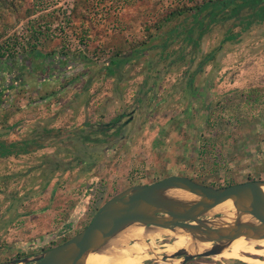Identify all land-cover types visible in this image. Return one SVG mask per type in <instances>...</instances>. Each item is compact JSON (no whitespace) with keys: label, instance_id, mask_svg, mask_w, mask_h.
<instances>
[{"label":"rangeland","instance_id":"obj_1","mask_svg":"<svg viewBox=\"0 0 264 264\" xmlns=\"http://www.w3.org/2000/svg\"><path fill=\"white\" fill-rule=\"evenodd\" d=\"M194 1L47 0L45 11L12 20L0 45L16 36L25 49L17 48L13 61L0 58V141L34 139L44 129L66 137L53 136L52 147L29 155L0 157V264L47 251L41 241L51 235L54 244L71 239L107 200L135 185L171 175L217 188L264 180V101L232 111L241 95L264 97V23L223 46L238 21L216 23L204 29L198 44L182 37L161 52L170 29L161 20L171 9L203 0ZM34 29H41L39 39ZM63 50L68 55L61 59ZM215 50V58L201 64ZM118 53L128 60L109 76L105 69ZM181 53L184 59L170 66ZM229 96L235 102L222 113L216 105L229 106ZM134 109L138 135L128 131L124 141L113 139V129L103 125L126 119ZM88 131H105V141L97 142L96 134L83 139ZM203 146L207 162L199 156ZM173 243L164 236L154 250ZM187 264L248 263L201 258Z\"/></svg>","mask_w":264,"mask_h":264},{"label":"water","instance_id":"obj_2","mask_svg":"<svg viewBox=\"0 0 264 264\" xmlns=\"http://www.w3.org/2000/svg\"><path fill=\"white\" fill-rule=\"evenodd\" d=\"M173 190L195 195L198 201L188 203L168 197L167 193ZM228 201L234 203L238 220L233 225L213 227L207 221L209 213ZM211 216L221 219L223 215L217 213ZM244 216H250L256 222L243 223L240 220ZM74 223L71 222L72 225ZM134 226L150 230L181 229L194 239L211 244L210 249L197 254L180 249L171 256L161 254L155 257V253L151 255V250V258L146 262L154 258L159 260L153 264L170 260L187 264L195 259L218 256L228 244L240 238L264 240V180L217 188L198 183L187 176L171 175L153 184L135 185L107 200L92 222L67 242L35 257L10 264H87L89 254L112 249L114 242H119L121 246L124 240L122 234ZM131 243L134 244L129 241L125 245L132 246Z\"/></svg>","mask_w":264,"mask_h":264},{"label":"trees","instance_id":"obj_3","mask_svg":"<svg viewBox=\"0 0 264 264\" xmlns=\"http://www.w3.org/2000/svg\"><path fill=\"white\" fill-rule=\"evenodd\" d=\"M191 2H195L194 0H191ZM48 3L47 0H32L29 6L26 4V0H0V39L4 38V32L8 30L12 26V20L14 18L17 19H29L32 15L43 12L47 9ZM75 12V15L79 11L77 7L73 9ZM191 19L193 20V25L190 26ZM161 23L169 24L170 29L166 31V34L168 35L163 46L162 51L165 52L168 46L172 45L174 41H176L179 38L183 37L184 43H192V44H198L199 40L202 38L204 34V29H209L210 26L216 23L224 24L228 21L236 22L238 21V24L233 25V27L228 29V35L225 37V39L222 40L221 46L225 45L227 41L235 42L239 41V37L241 34L247 32L250 30L253 26L259 25L264 23V0H203L202 2H197L195 6H184V7H177L176 9H171L170 12L166 14V17H164ZM178 23L176 24V22ZM29 24L27 23V29L29 30ZM32 24V23H31ZM30 24V25H31ZM171 24V25H170ZM150 28L147 29L149 33H151V28L158 27V24L155 23L154 25H149ZM196 26L200 28L198 32L195 30ZM235 27L240 28V31L238 33H234ZM41 29H34L33 31V37H37L38 39L41 36ZM195 33H197V37H195ZM40 36H37V35ZM21 39L18 37H10L9 39L5 40L2 45H0V58H6V56H9L10 60L16 59L17 54V48L22 47L25 49L24 44H22ZM81 43L84 46H87V41L82 37ZM183 43V44H184ZM183 51H186L185 47H182ZM87 50H89V47L87 46ZM64 51V50H63ZM95 55H97L96 50L93 51ZM66 52H62V54L59 56L61 58L67 56L68 54H65ZM216 50L209 53L204 61L201 64H204L206 61H210L215 58ZM167 55V54H166ZM121 54H116L115 58L110 60V64L106 67V72L109 76H113L117 69L121 65L122 60L124 59L127 61L128 59H125V57H120ZM162 54L159 55V58L157 59V63L162 58ZM51 57V56H50ZM185 55L184 53H181L178 55L171 63L170 66L175 64L178 61H182L184 59ZM62 59V58H61ZM63 61V60H62ZM201 64L199 66V69L201 68ZM155 71V67L153 66L150 68L147 77L148 82L152 78V74ZM62 72V71H61ZM48 75V73L45 74V76ZM161 75H158L154 77V82L157 81ZM192 76H189L190 78V86L189 90L191 93L192 91V84L194 79ZM148 82H145L147 84ZM15 86V85H13ZM145 89V88H144ZM188 90V91H189ZM190 93V95H191ZM254 97V96H253ZM233 97H228L227 101L229 106H227V103H224L222 105L221 103H218L216 105L217 108L220 107L221 112L225 113L227 110V107H231L232 103L235 101H232ZM240 103L235 105L236 107L232 111H237L242 106L250 105L254 106L257 103H261L264 101V97L256 96L254 99L250 98L249 96H243L240 97ZM209 110V109H208ZM215 114V111L212 112L210 115L212 119L213 115ZM42 137L45 136H54L57 137L60 135L59 131L54 132V130L44 129L43 130ZM56 133V135H54ZM91 134H96L100 138L97 140V142L103 143L105 141V138L102 137L104 135H107L105 131H95V132H89V134L83 135V139L91 140ZM75 133L73 134V136ZM41 137V138H42ZM29 139V140H21V141H15V142H9V141H0V157L2 158H11V157H18L20 155H29L32 152H36L39 150H42L46 148V145L41 141L42 139ZM200 159L202 162H207L206 159H204V156L209 152V149L207 147H200ZM194 181L202 184H207L205 181H201L198 179L193 178ZM204 180V179H203ZM254 181V180H251ZM237 183L231 181L223 186L218 187H228L232 185H236ZM53 236L51 235L50 238H43L42 243L45 244H51ZM68 239L64 241H68Z\"/></svg>","mask_w":264,"mask_h":264},{"label":"bare ground","instance_id":"obj_4","mask_svg":"<svg viewBox=\"0 0 264 264\" xmlns=\"http://www.w3.org/2000/svg\"><path fill=\"white\" fill-rule=\"evenodd\" d=\"M167 196L188 203L198 201V198L195 195L180 190L170 191L167 193ZM217 213L223 215L221 219H215L211 216ZM236 220H238L237 211L232 201L225 202L213 209L209 213V218L207 219L213 227L233 225ZM240 221L243 223L256 222L250 216H244ZM122 236L124 240L121 242V246L118 245L119 242H114L111 245V247L113 246L112 249L110 248L104 252L89 254L87 264H144L146 263V260L151 258V250L155 253V257H158L161 254L171 256L178 250L182 249L183 246V248L190 254L196 251H198L197 253H203L211 247L210 243L200 242L181 229L176 231L159 228L150 230L143 226H134L127 229ZM164 236L175 239V243L171 246L165 247L163 250L157 251L156 249L155 251L156 241ZM129 241H133L134 244L132 246H126V243ZM147 241H150V243ZM247 255L255 256L257 258L248 257ZM213 258L216 260L219 258H224L226 260L241 259L248 264H264V240L257 241L240 238L228 244L226 249L220 255ZM179 262L180 260H170V262H159V264H178Z\"/></svg>","mask_w":264,"mask_h":264},{"label":"flooded vegetation","instance_id":"obj_5","mask_svg":"<svg viewBox=\"0 0 264 264\" xmlns=\"http://www.w3.org/2000/svg\"><path fill=\"white\" fill-rule=\"evenodd\" d=\"M10 86H12V85H10ZM14 87V86H13ZM3 95L0 93V101H1V97H2ZM0 107H2V106H0ZM137 112H138V110H136V109H134L133 111H131L130 113H128V115H126V116H128V117H126V119H123L122 120V117H123V115H121L120 117H119V119L114 123V124H112V123H108V124H105V125H103L105 128H112L113 129V135H112V137H113V139H116L117 141H119V140H121V139H123L122 141H124V137H123V135L127 132L128 133V131L129 132H131V134H137L138 135V133L140 132V129H141V127H140V125H139V123H134V118H135V116L137 115ZM136 114V115H135ZM139 119V118H138ZM133 125V127H131ZM132 130V131H131ZM44 132V131H43ZM54 132H56V131H54ZM91 133L92 131H88V133ZM93 133V132H92ZM42 135H43V133H42ZM54 135H56L55 133H54ZM72 136H73V134H71ZM59 137H57L59 140L60 139H63V138H65L66 136H63V135H58ZM70 136V135H69ZM42 137V136H41ZM41 137H36V139H38V138H41ZM52 137L53 136H45L44 138L42 137L41 139V141L46 145V148H44V149H42V150H45V149H48L49 147H52L53 145H54V142L52 141ZM126 137H127V135H126ZM121 138V139H120ZM35 139V138H34ZM58 140V141H59ZM33 153V152H32ZM31 154V153H30ZM20 156H23V155H20ZM93 220V219H92ZM92 222V221H91ZM80 224H82V223H80ZM66 236H69V235H66ZM66 241H64L63 240V238L60 240V243L59 244H54L53 242L51 243V244H49V248L48 249H51V248H54V247H56V246H58V245H61V244H63V243H65ZM150 264H153V263H150Z\"/></svg>","mask_w":264,"mask_h":264}]
</instances>
